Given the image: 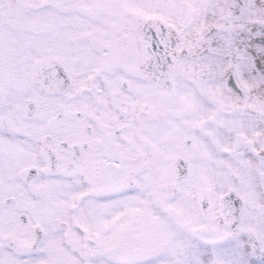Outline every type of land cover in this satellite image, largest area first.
Returning <instances> with one entry per match:
<instances>
[{
    "label": "snow or ice",
    "instance_id": "1",
    "mask_svg": "<svg viewBox=\"0 0 264 264\" xmlns=\"http://www.w3.org/2000/svg\"><path fill=\"white\" fill-rule=\"evenodd\" d=\"M0 264H264V0H0Z\"/></svg>",
    "mask_w": 264,
    "mask_h": 264
}]
</instances>
